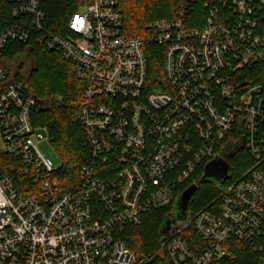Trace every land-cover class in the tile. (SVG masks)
I'll return each instance as SVG.
<instances>
[{"label": "built area", "instance_id": "1", "mask_svg": "<svg viewBox=\"0 0 264 264\" xmlns=\"http://www.w3.org/2000/svg\"><path fill=\"white\" fill-rule=\"evenodd\" d=\"M46 1L0 0V58L16 43L31 58L33 41L73 65L87 155L60 193L36 148L37 132L47 134L33 124L37 98L0 60V264H215L236 250L264 253V0H179L172 18L146 25L145 40L125 33L118 0H88L64 36L45 29ZM145 42L161 49L157 81ZM239 149L251 165L212 203L172 223L148 255L126 246L127 227Z\"/></svg>", "mask_w": 264, "mask_h": 264}, {"label": "trees", "instance_id": "2", "mask_svg": "<svg viewBox=\"0 0 264 264\" xmlns=\"http://www.w3.org/2000/svg\"><path fill=\"white\" fill-rule=\"evenodd\" d=\"M88 0H47L43 6L45 12L44 27L62 36L66 34L65 24L70 16ZM179 0H118L124 21V31L128 36L147 37L146 25L152 21L173 17ZM30 43V42H29ZM30 56L35 63L34 69L24 87L38 100L45 103L34 112V126L47 130L50 143L55 150L60 166L56 168L53 179L60 193L72 189L76 183L78 171L84 162L87 150L80 125L74 121L77 105L81 98V84L75 78L73 65L65 62L57 50L46 51L40 43L31 41ZM148 60V75L152 81L163 78L161 49L145 42ZM25 50L23 44H12L6 48L0 60L8 63ZM233 169L230 179L244 173L251 165V158L244 149L230 156ZM203 168L193 179L180 188L176 199L190 185L197 184V191L189 207L188 215H193L207 207L219 195V187L210 182H200ZM225 181L222 185L228 183ZM221 185V186H222ZM174 202L167 208L157 210L143 218L139 226H130L121 234L122 241L133 250L138 258L151 253L163 237L162 224L173 218ZM189 243L196 242L193 232L185 234ZM215 264H264V253L252 254L236 250L231 257Z\"/></svg>", "mask_w": 264, "mask_h": 264}, {"label": "water", "instance_id": "3", "mask_svg": "<svg viewBox=\"0 0 264 264\" xmlns=\"http://www.w3.org/2000/svg\"><path fill=\"white\" fill-rule=\"evenodd\" d=\"M37 104L39 107L45 105L43 101L38 99ZM230 156L231 155H224L223 157H216L209 161L204 167L200 182H210L219 187V190L221 191V185L232 176L233 169L229 163ZM197 188V184L190 185L176 199L174 203L173 218L166 219L162 224L163 235L170 230L172 223L183 222L187 219L188 210L194 199ZM163 240L164 239L160 242Z\"/></svg>", "mask_w": 264, "mask_h": 264}, {"label": "rangeland", "instance_id": "4", "mask_svg": "<svg viewBox=\"0 0 264 264\" xmlns=\"http://www.w3.org/2000/svg\"><path fill=\"white\" fill-rule=\"evenodd\" d=\"M77 11L83 13L85 11V8L83 6L79 7ZM34 66L35 63L32 58L27 57L23 53L15 56L11 61L7 63V68L11 72V74L22 81H27L30 74L32 73V70L34 69ZM37 134L42 136L41 141L36 142L37 150L40 152L44 159L51 162L54 168L59 167L60 160L50 141L48 140L47 134L43 131H38Z\"/></svg>", "mask_w": 264, "mask_h": 264}]
</instances>
